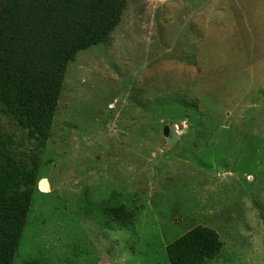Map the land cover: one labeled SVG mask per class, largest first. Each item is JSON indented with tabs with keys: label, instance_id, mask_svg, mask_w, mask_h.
<instances>
[{
	"label": "rangeland",
	"instance_id": "obj_1",
	"mask_svg": "<svg viewBox=\"0 0 264 264\" xmlns=\"http://www.w3.org/2000/svg\"><path fill=\"white\" fill-rule=\"evenodd\" d=\"M8 152L36 167L14 264H169L197 225L223 242L205 264H264V0H126L67 66L50 137L0 103Z\"/></svg>",
	"mask_w": 264,
	"mask_h": 264
},
{
	"label": "trees",
	"instance_id": "obj_2",
	"mask_svg": "<svg viewBox=\"0 0 264 264\" xmlns=\"http://www.w3.org/2000/svg\"><path fill=\"white\" fill-rule=\"evenodd\" d=\"M125 8L126 0H0V103L32 136L50 137L67 66L78 52L108 42ZM3 154L0 264H14L32 205L36 167L28 169L14 155ZM108 212L120 221L132 216L122 206ZM222 248L215 229L197 225L166 250L169 264H205Z\"/></svg>",
	"mask_w": 264,
	"mask_h": 264
},
{
	"label": "bare ground",
	"instance_id": "obj_3",
	"mask_svg": "<svg viewBox=\"0 0 264 264\" xmlns=\"http://www.w3.org/2000/svg\"><path fill=\"white\" fill-rule=\"evenodd\" d=\"M41 188H42L43 191H49V189H50V184H49V182H48L47 179H43V180L41 181Z\"/></svg>",
	"mask_w": 264,
	"mask_h": 264
},
{
	"label": "water",
	"instance_id": "obj_4",
	"mask_svg": "<svg viewBox=\"0 0 264 264\" xmlns=\"http://www.w3.org/2000/svg\"><path fill=\"white\" fill-rule=\"evenodd\" d=\"M168 129H169V128H168V127H166V131H168Z\"/></svg>",
	"mask_w": 264,
	"mask_h": 264
}]
</instances>
